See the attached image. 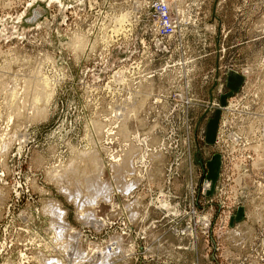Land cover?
<instances>
[{"label": "rangeland", "instance_id": "obj_1", "mask_svg": "<svg viewBox=\"0 0 264 264\" xmlns=\"http://www.w3.org/2000/svg\"><path fill=\"white\" fill-rule=\"evenodd\" d=\"M160 1L0 0V264H264V0Z\"/></svg>", "mask_w": 264, "mask_h": 264}, {"label": "built area", "instance_id": "obj_2", "mask_svg": "<svg viewBox=\"0 0 264 264\" xmlns=\"http://www.w3.org/2000/svg\"><path fill=\"white\" fill-rule=\"evenodd\" d=\"M158 11L160 12V14H161L162 17H165L166 18L167 13H168V7L166 6L165 0H162V1L159 2V4H158ZM162 19L163 18H161V20ZM170 19L169 20H166L165 19V21L163 23L164 30H165V34L172 33V31L174 29V26L172 25V23H170Z\"/></svg>", "mask_w": 264, "mask_h": 264}, {"label": "bare ground", "instance_id": "obj_3", "mask_svg": "<svg viewBox=\"0 0 264 264\" xmlns=\"http://www.w3.org/2000/svg\"><path fill=\"white\" fill-rule=\"evenodd\" d=\"M167 7H168V6H167ZM123 16H125V15H123ZM123 16H122V17H123ZM123 18H124V17H123ZM119 19H120V18H119ZM44 83H45V82H44ZM44 83H42V84L45 86ZM45 87H46V86H45ZM46 89H47V88H46ZM44 92H45V91H44ZM37 97H38V96H37ZM39 98H40V97H39ZM39 101H40V100H39ZM39 101L37 100L38 103H39ZM91 158H92V157H91ZM78 162H79V161H78ZM73 167L75 168V166H73ZM76 168H77V167H76ZM72 169H73V168H72ZM75 170H76V169H75ZM72 171H73V170H71V173L74 175V174H75V171H74V172H72ZM76 171H77V170H76ZM64 172L68 173V170H67V171L64 170ZM69 173H70V171H69ZM61 174H62V172H61ZM59 175H60V174H59ZM63 175H64V174H62V176H63ZM60 176H61V175H60ZM62 176H61V177H62ZM66 176H67V174L65 175V178H66ZM58 177H59V176H58ZM63 177H64V176H63ZM63 177H62V179H63ZM69 177H71V174H70ZM69 177H68V178H69ZM59 179L61 180V178H59ZM69 179H70V178H69ZM58 181H59V180H58ZM62 181H64V179H63ZM65 181H66V183H67V179H66ZM59 182H60V181H59ZM68 182H69V181H68ZM62 183H64V182H62ZM62 183H61V185H60V183H59V185H60V186H63ZM105 184H107V183H105ZM95 185H96V184H95ZM99 185H100V183H99ZM94 187H95V191H98V190L100 191V189H101V188H99L98 190H96L97 186H94ZM107 187H108V186H107ZM65 188H67V187H65ZM69 189H70V188H69ZM75 190H76V189H75ZM68 191H69V190H68ZM79 191H81V190H79ZM99 191H98V192H99ZM71 193L73 194L74 192L72 191ZM69 194H70V193H69ZM74 194H75V193H74ZM70 195H71V194H70ZM89 201H90V199H89ZM56 209H57V208H56ZM57 210H58V209H57ZM53 211H54V210H53ZM57 212H59V211H56V213H57ZM54 213H55V212H54ZM56 213H55V214H56ZM57 214H58V213H57ZM52 215H53V213H52ZM84 215H85V214H84ZM84 215H83V216H84ZM55 216H56V215H55ZM59 216H60V215H59ZM86 217H87V216H86ZM55 218H56V217H55ZM58 225H60V226L63 227V228H67V229H68V225H67L66 223H64V222H61V223L59 222ZM58 228H59V227H58ZM63 228H62V229H63ZM63 230H65V229H63ZM66 232H67V231H66Z\"/></svg>", "mask_w": 264, "mask_h": 264}]
</instances>
